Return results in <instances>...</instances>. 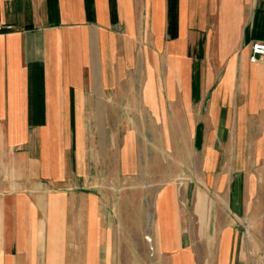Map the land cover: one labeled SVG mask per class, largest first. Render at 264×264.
Returning a JSON list of instances; mask_svg holds the SVG:
<instances>
[{"label": "crops", "instance_id": "1", "mask_svg": "<svg viewBox=\"0 0 264 264\" xmlns=\"http://www.w3.org/2000/svg\"><path fill=\"white\" fill-rule=\"evenodd\" d=\"M0 23V264H200L206 239L246 264L264 0H0Z\"/></svg>", "mask_w": 264, "mask_h": 264}, {"label": "rangeland", "instance_id": "2", "mask_svg": "<svg viewBox=\"0 0 264 264\" xmlns=\"http://www.w3.org/2000/svg\"><path fill=\"white\" fill-rule=\"evenodd\" d=\"M152 148L155 151L156 148L154 145H152ZM163 156L165 158L164 161L166 162L165 166H167V168H169V169H171L173 167L176 168L181 163L180 160H177L178 156L174 153H171L170 151H168L167 153L164 152L162 157ZM160 166L161 167L164 166L163 161L160 162ZM199 206L203 210V209H205L206 204L204 203L202 205L201 203H199ZM201 226L202 225L200 224V228H201ZM200 231H202V230H200ZM263 236H264V228L261 227L260 229H258V233L253 234V239L243 241L244 249L248 253V256L244 260L246 262V264H264V239L263 238L260 239ZM229 241L230 240H228V242ZM219 242L222 243L221 245L223 246L224 249L227 247V243L225 240H223V241L207 240V239L206 240H198L197 245L199 247V251L202 252V250H203V253H204L203 255H199L200 264H214L213 262H215V261H214V256H212V253L218 248V246L220 244ZM235 242L233 244V251H234ZM237 245H238V243H237ZM241 248H243V247H241Z\"/></svg>", "mask_w": 264, "mask_h": 264}, {"label": "built area", "instance_id": "3", "mask_svg": "<svg viewBox=\"0 0 264 264\" xmlns=\"http://www.w3.org/2000/svg\"><path fill=\"white\" fill-rule=\"evenodd\" d=\"M13 25H4L0 23V33L5 29H12ZM251 61H264V42H256L251 47Z\"/></svg>", "mask_w": 264, "mask_h": 264}]
</instances>
